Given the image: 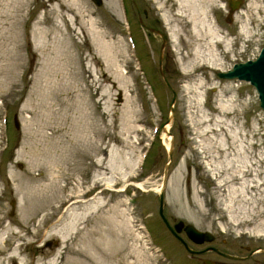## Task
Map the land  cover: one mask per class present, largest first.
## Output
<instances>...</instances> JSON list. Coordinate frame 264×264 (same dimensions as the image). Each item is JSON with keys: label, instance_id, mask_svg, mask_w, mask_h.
Masks as SVG:
<instances>
[{"label": "rangeland", "instance_id": "374dc122", "mask_svg": "<svg viewBox=\"0 0 264 264\" xmlns=\"http://www.w3.org/2000/svg\"><path fill=\"white\" fill-rule=\"evenodd\" d=\"M185 1L0 0L2 264L14 249L16 264L218 258L188 253L157 214L170 138L163 214L213 235L181 240L264 249V117L248 83L215 75L264 44V0L230 17L225 0ZM209 26L222 38L211 63L193 55L211 47Z\"/></svg>", "mask_w": 264, "mask_h": 264}, {"label": "water", "instance_id": "95a60500", "mask_svg": "<svg viewBox=\"0 0 264 264\" xmlns=\"http://www.w3.org/2000/svg\"><path fill=\"white\" fill-rule=\"evenodd\" d=\"M241 0H226L227 8H228V17L232 14L234 9H237ZM93 4L98 6L100 5V0H93ZM157 33L156 30H152ZM159 36H161V46L159 50V59L158 63L161 61V51L163 44L165 42V37L161 32H158ZM215 75L219 79H236L238 81H243L248 83L256 92V98L258 101V106L263 114L264 117V44L260 47L257 55L253 59H246L242 62L233 63L230 68L225 71H215ZM175 93L171 91V100L170 105L174 102ZM13 121L15 124V118L13 117ZM16 126V125H15ZM172 139H169L168 145L166 147V159L163 164V171H162V179L161 184L158 189V203H157V214L161 218L163 222H165L167 229L169 232L177 238L185 248L188 253H193V250L190 249L187 244L181 240L178 236V233L182 230L183 233L185 232L188 236L198 242L199 236L205 237V240H199V243L202 242H210L213 240V235L208 231H198L196 230L193 225L191 224H184L181 221L176 222L172 227H170L163 215V186L166 180V170L167 166L171 160V152H172ZM185 235V234H184ZM186 236V235H185ZM188 239V238H187ZM255 251H260L259 248H256ZM203 264H211L208 260L204 259L202 261Z\"/></svg>", "mask_w": 264, "mask_h": 264}, {"label": "bare ground", "instance_id": "6f19581e", "mask_svg": "<svg viewBox=\"0 0 264 264\" xmlns=\"http://www.w3.org/2000/svg\"><path fill=\"white\" fill-rule=\"evenodd\" d=\"M92 1V3H93V0H91ZM177 1H180V0H177ZM188 0H186L185 2H187ZM205 13V11L203 10V9H201L200 10V14H204ZM191 22H192V24H194V28L195 29H197V25L199 24V23H201L200 22V20H197V18L193 15V16H191ZM199 22V23H198ZM207 33H209L211 36H212V39H211V42H210V46L211 47H208L209 48V50H208V48H207V50L205 51V53L204 54H201L200 52H195L193 55L197 58V59H200L201 58V60L202 61H205V62H208L209 61V63H211V61H215V54L213 53L214 51H213V49H212V44L214 43V42H220L221 40H222V38L218 35V33L216 32V30H214L213 28H212V26H209V28L207 29ZM170 38H173V35H172V33H170ZM226 45H227V43H226ZM228 46V45H227ZM206 57V58H205ZM217 57V56H216ZM206 65L207 64H205V65H203L204 67H206ZM199 84H200V82H199ZM192 88V87H191ZM196 89H198V87L196 88ZM196 89H194V91H196ZM223 109V108H222ZM167 127V126H166ZM165 127V128H166ZM165 128H163V131L165 132L166 130H165ZM167 129V128H166ZM167 132V131H166ZM167 147V146H166ZM221 148H224V143H223V140H222V144H221ZM99 153H100V157L101 158H97L96 159V161L94 162L93 161V164H94V166H96V169L99 171V169H103V160L104 159H102L103 157H102V155H101V153H103L102 151H99ZM104 170V169H103ZM120 170V169H119ZM114 180H111L110 182H113ZM245 183V180L243 181V183L242 184H244ZM241 184V185H242ZM178 193V189H177V187H176V189H175V194H177ZM76 203V202H75ZM194 227V226H193ZM195 228V227H194ZM196 229V228H195ZM197 230V229H196ZM10 233V231L8 230V229H6L5 230V232H4V234H6V235H8ZM57 234H61V231L59 230V231H57ZM187 235V234H186ZM187 237H188V239L191 241V242H193V243H195V244H199V240H205V237H204V235L203 236H199V238L197 239L198 240V242H196L194 239H192L190 236H188L187 235ZM60 238L63 240V238H64V236H60ZM3 241L1 242L0 241V253H2L3 251H4V249H3ZM11 250V249H10ZM15 256H16V249H14V251L7 257V259H6V263H8L9 264V262L10 261H12L11 262V264H16L15 262H14V259H15ZM3 263V261L1 262V260H0V264H2ZM53 263V262H52Z\"/></svg>", "mask_w": 264, "mask_h": 264}, {"label": "flooded vegetation", "instance_id": "af4514ba", "mask_svg": "<svg viewBox=\"0 0 264 264\" xmlns=\"http://www.w3.org/2000/svg\"><path fill=\"white\" fill-rule=\"evenodd\" d=\"M143 14L144 16L146 17V13L143 11ZM229 19V18H228ZM141 24V23H140ZM145 29H147L149 32H151L153 29H148L147 27H145ZM157 31V30H156ZM159 32V31H158ZM156 33V32H154ZM162 42V41H161ZM165 44V42H164ZM164 44H163V47H162V50H164ZM160 46H161V43H160ZM159 50H160V47H159ZM159 52V51H158ZM164 52V51H163ZM163 56L164 54H162V51H161V59H163ZM158 59H159V54H158ZM164 215V214H163ZM164 218L167 222V224L171 227L173 226L176 222L178 221H175V219L172 217V216H168V218L164 215ZM162 221V220H161ZM162 223L164 224V226L167 228L165 222L162 221ZM169 231V230H168ZM184 234L186 235V233L184 232ZM179 236V235H178ZM187 237V235H186ZM188 238V237H187ZM177 239V238H176ZM178 240V239H177ZM220 243L221 244H225L226 241L224 239H220ZM195 244V243H194ZM204 244V242L202 243H199V244H195V245H202ZM256 248H259L260 251H255ZM245 249L247 250L246 254L240 256L238 254H232L230 252H228L227 250L221 248V247H217V246H211V245H203L201 246L200 248H196V249H193V253H191V255H202L206 252H212L215 254V256H217L218 258L214 259V260H211L209 261L211 264H228L227 262H225L223 259H246L248 260L249 258L252 257V255L256 252H261V253H264V249L261 248L260 246H256L252 249H250L248 246H245ZM207 258H204L202 257V261ZM263 262H264V258L262 259ZM251 261H254V264L260 262L261 260H258V259H254V260H251ZM203 264V263H202Z\"/></svg>", "mask_w": 264, "mask_h": 264}, {"label": "trees", "instance_id": "16d2710c", "mask_svg": "<svg viewBox=\"0 0 264 264\" xmlns=\"http://www.w3.org/2000/svg\"><path fill=\"white\" fill-rule=\"evenodd\" d=\"M152 145H154V142L152 143ZM148 150L146 151V153H145V157H144V159H143V161H145L146 160V158H147V156H148Z\"/></svg>", "mask_w": 264, "mask_h": 264}]
</instances>
